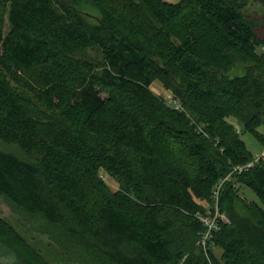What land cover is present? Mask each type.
I'll list each match as a JSON object with an SVG mask.
<instances>
[{
    "label": "trees",
    "instance_id": "trees-1",
    "mask_svg": "<svg viewBox=\"0 0 264 264\" xmlns=\"http://www.w3.org/2000/svg\"><path fill=\"white\" fill-rule=\"evenodd\" d=\"M250 3L264 8L0 0V198L74 264H264V160L242 137L264 145ZM222 183L228 220L203 245ZM0 246L18 264H50L1 216Z\"/></svg>",
    "mask_w": 264,
    "mask_h": 264
},
{
    "label": "rangeland",
    "instance_id": "rangeland-1",
    "mask_svg": "<svg viewBox=\"0 0 264 264\" xmlns=\"http://www.w3.org/2000/svg\"><path fill=\"white\" fill-rule=\"evenodd\" d=\"M168 2L177 3L180 0H166ZM245 13L249 15L252 18H255L257 21L260 22V26L258 28V34L263 38L264 37V8L257 4L250 3L246 9ZM91 54L95 55V53L91 52ZM244 65L240 64L237 68V70H243ZM151 89L158 95L164 97L169 104L174 105V99L172 97V94L166 90L163 85L156 81ZM230 123L234 125L238 131H241V126L236 119V117H231L228 119ZM262 133H264V127H261L259 129ZM244 141L247 143L249 149L253 152V155L255 159L257 160H264L263 158V152H264V145L257 140L250 132H246L242 135ZM229 175L227 177L226 181L230 180ZM107 182L110 184L112 188H116L117 184L114 180L110 178H106ZM223 183L220 185L217 193L216 198L214 202V211H209L208 217H202L201 221L205 223L207 226V230L204 233L202 244L206 245L205 239H210V227L214 224L215 219L218 217H221L224 221L228 220V217L226 214L221 213L219 208V197L220 193L222 191ZM239 186V185H237ZM239 192L246 196L247 199L251 202H256L258 204H261L259 198L254 194V192L250 188H240ZM235 211L238 212V214H243V210L240 205L235 204ZM0 216L6 219L8 222H10L18 232H20L25 239L36 249L38 250L42 256L50 263V264H74L70 262L67 257L61 252V250L49 240V238L46 235L39 234L32 230L30 224L24 220L20 215H17L13 212V210L10 208V206L2 199L0 198ZM212 233V231H211ZM215 253L220 256L221 251L219 249H215ZM19 260L16 255L12 254L11 252H6L4 249L0 246V264H18Z\"/></svg>",
    "mask_w": 264,
    "mask_h": 264
},
{
    "label": "built area",
    "instance_id": "built-area-1",
    "mask_svg": "<svg viewBox=\"0 0 264 264\" xmlns=\"http://www.w3.org/2000/svg\"><path fill=\"white\" fill-rule=\"evenodd\" d=\"M263 154H264V152H263ZM263 158H264V155H263ZM214 225V224H213ZM213 225L210 227V228H212L213 227Z\"/></svg>",
    "mask_w": 264,
    "mask_h": 264
}]
</instances>
